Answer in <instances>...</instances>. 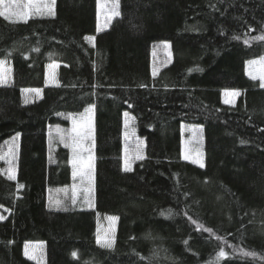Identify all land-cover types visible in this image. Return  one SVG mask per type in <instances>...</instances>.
Returning <instances> with one entry per match:
<instances>
[{"label":"trees","instance_id":"1","mask_svg":"<svg viewBox=\"0 0 264 264\" xmlns=\"http://www.w3.org/2000/svg\"><path fill=\"white\" fill-rule=\"evenodd\" d=\"M120 12L100 26L98 0H56L54 17L0 18V60L12 67L0 85V157L16 153L11 165L0 158V264H37L24 255L31 242L42 243L41 264H217L220 249L218 264H264V87L247 72L264 56V0H120ZM224 90L240 92L235 103ZM89 105L92 193L57 210L49 190L75 181L70 150L50 149L48 130ZM193 126L204 167L183 156ZM137 139L146 159L125 172ZM106 216L117 218L112 249L97 243Z\"/></svg>","mask_w":264,"mask_h":264},{"label":"snow or ice","instance_id":"2","mask_svg":"<svg viewBox=\"0 0 264 264\" xmlns=\"http://www.w3.org/2000/svg\"><path fill=\"white\" fill-rule=\"evenodd\" d=\"M55 4L56 0H0V18H3L5 21L11 22V23H17V22H24L27 23L28 20L31 17L34 16H55ZM98 7H104L103 4H101L100 0H98ZM108 12L110 14H106V20L110 22L114 17H120V0H111L110 8L108 9ZM99 30V29H98ZM254 30V29H250ZM86 40H88L90 43L94 41L95 37L88 36L85 37ZM233 39H239L237 36H233ZM259 40H264V34L257 37ZM245 43L247 44L248 41L245 40ZM164 49L169 57L171 58V54L168 52L169 45L167 43L164 44ZM35 51H39V49H35ZM8 55H11L10 53ZM155 55V53H154ZM6 59L0 60V85H3L7 82V73H9L11 70L10 68L5 67ZM249 65V75L252 79L259 78L261 81V87H264V56H262L259 60H251L248 61ZM57 65L50 64L49 68H55ZM199 68L189 69V72L192 71H200ZM157 75V69L153 68V76ZM50 80L51 82H56V75L55 73L50 74ZM25 91H31L36 93L37 95L40 94V89H30ZM224 95L233 97V102L235 97L240 95V92L237 90H233L231 92L225 91ZM226 103H229L230 101L226 100ZM95 108V105H89V107L85 108L84 113L80 114L79 117H73L68 116L65 117L66 119H72V128L71 130H65L61 129L58 125L56 126V139L59 140L60 143L64 145L65 148H70L72 152V158H71V165H72V178L73 180L79 179L80 186H85L84 190L86 192H91V184H92V172L94 168V156L92 154V149L95 146L94 138L91 135L92 132V112ZM125 137H134L135 131L134 128L129 130V121L133 120L134 117H129V113L125 112ZM19 134H17L18 136ZM51 135V134H50ZM198 135L196 130H193V136L194 139ZM189 143H192V141H189ZM196 144H199V140H195ZM241 143H245V141L241 140ZM144 142L142 140H135V149L134 153L129 157L127 147L125 149V158H124V167L123 170L125 172H131L133 171V163L136 160H144L146 159L144 155V149H143ZM192 152H195V156L192 157L193 163H199L200 167H204V164L202 162V153L199 152L198 149H186L184 154V159H189ZM9 156H11V160H9V164H12V161L16 158L15 153V146L13 148L9 149ZM5 158L6 157H0ZM7 178L9 180H15L16 179V172L15 168L10 166V168L7 170ZM18 187L22 188L23 185H18ZM76 189L77 185L74 184L72 186V192L73 195L71 196V201L73 204L76 202ZM91 203V201H88ZM50 203L52 206L57 208L59 210L60 208H65L66 206L64 203V200L59 198H53L50 196ZM169 214H171V209L168 210ZM4 219L3 216H0V220ZM111 221H115L116 217H110ZM204 231L212 232V229H204ZM114 234L111 229L106 231L103 235V237L98 236L97 237V243L102 248L112 249L114 247ZM24 255L30 259V260H36L37 264H41V256L42 254H38L35 249H33L31 252L29 251V246L25 245V251ZM73 256H76V253L73 252ZM243 257H256V253L254 251H243L241 253ZM228 253H226L223 249H220L218 252V255L216 257V262L218 264L219 260L221 258L227 257ZM261 259H264V256L261 257Z\"/></svg>","mask_w":264,"mask_h":264},{"label":"rangeland","instance_id":"3","mask_svg":"<svg viewBox=\"0 0 264 264\" xmlns=\"http://www.w3.org/2000/svg\"><path fill=\"white\" fill-rule=\"evenodd\" d=\"M100 2H101V4L104 5V7H99V11H100L101 15L103 16V17H102L103 19L100 20V26H101V25L103 24L105 18H106V14H110V13L108 12V9L110 8V5L107 6V4L105 3V1H103V0H100ZM165 43H166V42H165ZM165 43H163V44L161 45V47H162V49H163V50H161V51H163V53H164V54H163L164 62L169 61V57H168V55H167V53H166V51H165V49H164V44H165ZM167 44L169 45V43H167ZM168 52L171 54L170 46H169ZM260 58H261V57H259V58H255V59H251V60H259ZM251 60H249V61H251ZM50 64H55V65H57V67H55L54 69H53V68H49V65H50ZM50 64L48 65V69H47V82H48V83H54V82H51V80H50V74L54 72L55 75H56V71H57V68H58V63H57V62H53V63H50ZM5 67H6V68H10V70L12 71L11 64H10L8 61H6ZM11 71H10L9 73L6 74V75H7V81L9 80V77H11V75H10ZM247 72H248V74H249V65H248V62H247ZM258 79H259V78H258ZM225 91L231 92V91H233V90H224V91H223V100H224V101L228 100V101H230V102H229L230 104H233V102H231V101H233V97H231V96H227V97H226V96L224 95ZM237 91H238V90H237ZM237 97H238V96H237ZM237 97H235V99H234V103H235ZM82 113H84V111L81 112V113H78V114L64 113V114H62L61 116H62L63 118L68 117V116L79 117V115L82 114ZM65 119H66V118H65ZM67 121H68V125H67V126H65V125H58V126H59L61 129L71 130V128H72V119H67ZM56 126H57V125L50 126V127H49V130H48V134H49V146H50V149H52L53 145H54L56 142L60 143L59 140L56 139ZM193 130H196L197 133H198V135L195 137V139H194V136H193ZM186 131H187V130H186ZM188 131H189V134H188L187 137L184 138V141H183V156H184V154H185V150H186V149H198L199 152L202 153V150H201V138H200L199 128L196 127V126L188 127ZM50 134H51V135H50ZM91 135H92V137L94 138V120H93V112H92V132H91ZM195 140H199V144H196V143H195ZM189 141H192V143H189ZM133 143L135 144V141H134ZM60 144H62V143H60ZM62 145H63V144H62ZM63 146H64V145H63ZM68 149L70 150V161H71V158H72V152H71V149H70V148H68ZM133 149H135V145H134V146H130V145H129V147H127L129 157H131V155L134 153V150H133ZM92 154H93V156H94L93 149H92ZM194 156H195V152H192V154H191L189 160H192V157H194ZM4 157H6L8 161L11 160V156H9V151L4 155ZM202 158H203V157H202ZM202 162H203V160H202ZM9 168H10V167H9ZM9 168H8V169H9ZM93 172H94V168H93ZM93 172H92V177H93ZM74 184L77 185V189H76V197H77V199H78L79 197H83V198H88V197H90V195H91V193H92L93 180H92V184H91V192L89 193V192H86V191L84 190V187H85L86 185H85V186H80V181H79V179H77V180H75V182H74L72 185L61 186V187H57V188H51V189L49 190V192H48V203H49V205H50L51 207L55 208V207L52 206L51 203H50V196H51V197H53V198H59V199L64 200L65 206L67 207L68 204L71 203V196L73 195V192H72V186H73ZM110 217H111V216H106V217H105V218L99 223V226H98V236L103 237L104 233H105L106 231H108L109 229H111V230L113 231V234H114V236H115V231H116V220H115V221H111V220L109 219ZM112 217H114V216H112ZM28 246H29V251H30V252H31L33 249H35L36 252H37L38 254H43V253H42V251H43L42 243H40V242H31V243L28 244ZM42 259H43V255L41 256V260H42Z\"/></svg>","mask_w":264,"mask_h":264},{"label":"crops","instance_id":"4","mask_svg":"<svg viewBox=\"0 0 264 264\" xmlns=\"http://www.w3.org/2000/svg\"><path fill=\"white\" fill-rule=\"evenodd\" d=\"M58 66H59V64H58ZM58 69V68H57ZM54 83H57V77H56V82H54ZM48 84H53V83H48Z\"/></svg>","mask_w":264,"mask_h":264}]
</instances>
